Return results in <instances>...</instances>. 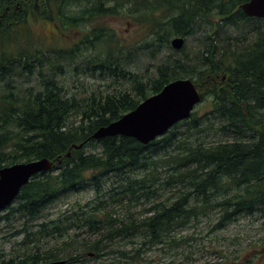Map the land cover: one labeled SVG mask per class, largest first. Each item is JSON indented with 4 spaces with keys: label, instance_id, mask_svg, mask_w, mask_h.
Returning a JSON list of instances; mask_svg holds the SVG:
<instances>
[{
    "label": "trees",
    "instance_id": "1",
    "mask_svg": "<svg viewBox=\"0 0 264 264\" xmlns=\"http://www.w3.org/2000/svg\"><path fill=\"white\" fill-rule=\"evenodd\" d=\"M249 1L0 0V169L43 158L53 163L0 212V224L21 223L11 236L21 238L19 248L3 255L0 264L61 259L75 264L92 253L99 258L111 243L135 234L145 243L162 244L174 229L211 210L221 214L223 228L264 212V19L246 16L241 6ZM125 8L142 10L139 27L148 23L145 29L151 25L157 32L132 45L113 28L99 26L71 46L48 47L35 37L39 20L55 22L64 33ZM245 25L250 29L242 36L227 34L228 28ZM197 32L202 33L198 58L169 56L152 77L130 70L140 53L156 45L172 50V37ZM68 61L75 71H92L111 84L82 98L70 94L57 80ZM34 76L41 81L38 89H19V79ZM114 78L125 82L120 89L112 86ZM186 78L201 93L199 106L209 103L202 115L198 106L189 119L148 145L121 136L93 138L170 82ZM209 136L220 141L207 145ZM179 182L187 190L181 189L176 201L153 203L147 217L112 218V207L130 212ZM85 191L95 193L86 205L47 216L63 198ZM80 231L98 236L77 244L82 252L65 255L49 246L71 233L79 237Z\"/></svg>",
    "mask_w": 264,
    "mask_h": 264
},
{
    "label": "rangeland",
    "instance_id": "2",
    "mask_svg": "<svg viewBox=\"0 0 264 264\" xmlns=\"http://www.w3.org/2000/svg\"><path fill=\"white\" fill-rule=\"evenodd\" d=\"M137 10L136 12L132 9H121L118 15L112 17L110 15L94 20L90 24H82L80 27L77 26V28L64 33L56 28L57 24L53 21H36L33 28L35 37L43 39L48 47L71 46L95 26L109 30L113 28L121 39L129 45L138 44L144 36H152L151 33L156 31V28L150 25L149 29H145L148 23L143 28L139 27L141 25L138 20L143 17H140L141 14H139L142 10ZM249 29L248 25L236 28L230 27L227 29V34L237 38L243 35L240 34L241 32ZM176 37L180 36L172 37L171 41ZM201 38V32L193 34L190 38H185L184 47L177 51L172 48L171 44L172 50L165 46L156 45L149 51H145L144 54L140 53L136 59V64L132 65L130 70H139L140 73L152 77L156 73L157 66L165 62L169 56L183 57L182 53H186L192 58H198L200 55L198 46L199 43H202L200 42ZM172 52L177 55H171ZM63 65L65 66V63ZM66 66L63 73H57V80L62 82L70 94H76L79 98L86 96L93 89L98 87L105 89L111 84L110 78L106 79L99 74H94L92 71L86 72L84 69H80L78 72L75 71L69 61ZM18 82L19 89L23 90L32 86L38 89L41 81L38 76H34L29 80L19 79ZM112 82L114 83L112 86L117 89H120V85L125 83L121 78H114ZM208 107L209 103L206 102H204V105L199 106V115L207 111ZM206 141L207 145H211L218 143L220 140L217 136H209ZM180 187H182V184L179 182L176 187L163 188L151 202L135 206L130 212L117 206L112 207L116 211L111 216L125 221H128L131 214L133 219L145 218L147 217L145 210L150 208L153 203L168 199L176 201L180 190L184 189ZM94 198L95 193L93 191L71 194L49 208L47 216L57 218L63 213L76 210L79 205H86ZM221 198H225V195H222ZM189 201L190 204H194L193 200L190 199ZM215 210H211L208 216L201 215L198 219L188 222L184 227L174 229L162 244L145 243L146 241L142 238V235L135 234L111 243L102 250L99 258L96 257V253H92L83 258V262L75 264H264V212L240 217L223 228L218 226L221 214L217 209ZM20 226V220H16L10 227L6 226L5 223L0 224V259L3 258V255H8L14 249L19 248L17 242L21 238L11 236L16 233L17 228ZM80 233L79 237H75V234L71 233L70 237H67L68 239L53 240L49 246L59 248L60 252L66 255V253L75 250L82 252L83 249L79 248L77 244L98 238L92 232L80 231ZM65 242L70 244L67 245Z\"/></svg>",
    "mask_w": 264,
    "mask_h": 264
},
{
    "label": "water",
    "instance_id": "3",
    "mask_svg": "<svg viewBox=\"0 0 264 264\" xmlns=\"http://www.w3.org/2000/svg\"><path fill=\"white\" fill-rule=\"evenodd\" d=\"M250 18L264 19V0H250L241 6ZM185 39L171 41L174 50L184 47ZM202 96L191 79H178L167 84L159 93L148 97L121 119L97 130L94 139L106 137L134 138L143 145L167 134L176 124L187 120L201 103ZM52 161L43 158L17 163L0 169V212L12 205L22 188L37 174L48 172ZM47 264H64V261Z\"/></svg>",
    "mask_w": 264,
    "mask_h": 264
}]
</instances>
